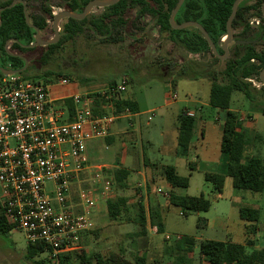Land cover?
Returning a JSON list of instances; mask_svg holds the SVG:
<instances>
[{
	"label": "rangeland",
	"instance_id": "rangeland-1",
	"mask_svg": "<svg viewBox=\"0 0 264 264\" xmlns=\"http://www.w3.org/2000/svg\"><path fill=\"white\" fill-rule=\"evenodd\" d=\"M2 1L5 0H0V3ZM256 1L258 0H245L249 6ZM150 4L154 5V2L150 0ZM27 5L28 14L43 16L46 20L45 27L40 31L44 39L54 34L53 18L45 12V7L50 8L52 14L62 9H69L65 0H27ZM103 10V7H93L86 17L99 16ZM123 17L125 24L119 28L118 34H113L118 37L115 41L99 35L87 20L82 23L80 32L63 33L61 32L63 25L74 26L64 18L59 23L60 36L57 41L60 42L53 52L49 51L47 45H36L21 51L10 47L8 43L5 48L11 53L24 56L28 71L20 74L30 76L28 78L37 76L43 78L46 72H60L68 75L72 84L91 90L104 86L110 77L118 80L124 75L127 76L128 85L122 95L126 96L130 93L131 97L137 101L139 108L144 110L143 120H147L148 115H151L149 124H143L140 128L143 142L145 143L147 138L152 142V147L145 150L146 154L151 155L152 150L154 154L157 153L155 148L160 147L164 141L167 143L168 140L169 144L174 143L176 134V129L173 127L174 121L176 114L181 111L184 104H187L184 100L188 97L205 100L209 95L210 87L208 78L199 80L179 78L176 86H172L177 94V98L172 100L168 95L170 87L166 84L171 78L164 80L155 77L158 76V71H155L157 59L166 58L177 64H182L183 60H190L200 64H211L218 70L224 68L225 59L213 62L208 52H203L197 59L187 58L185 50L169 38L167 31L161 29L156 15L148 12L140 14L137 6L128 5ZM247 18L249 21L259 20V24L251 25L254 30H258L262 19L256 8L249 9ZM255 42L256 48L260 49L263 47L264 39H257ZM229 46H232V42ZM45 54L48 55L46 63L38 62V59ZM55 75L52 77H56ZM218 78L222 80L220 74ZM252 84H257L259 87L262 85L256 78H253ZM230 107L241 118L249 137L247 152L258 153L264 157V94L254 101H249L240 91H234ZM149 109H153L152 113H147ZM200 114L195 113L194 116L203 133L194 134L196 142L194 150L186 157L174 155L171 161L179 174L189 178L187 187L178 188V192L189 195L204 194L211 200L209 209L184 215L181 208L176 205L170 204L163 207L165 211L162 212V222L165 234L155 233L152 235L154 242H149L147 237L136 234L140 227L130 221L137 208L135 203L143 195L135 191V180H132L129 188L124 189L113 183L108 172L107 178L112 182L113 192L134 197L136 202L118 219H112L106 214L102 220L104 222L102 227L93 230L89 237L84 236L82 240L84 250L89 253L107 254L110 251H120L123 247L125 255L133 257L135 253L148 247L144 253L154 256L155 264H171L178 252L174 241L179 236L185 235L196 239L192 261L193 264H198V244L203 238L244 242L246 221L239 216L241 206L260 209L255 247H264V190L254 192L235 188L229 176L225 177L219 196L213 188L212 190L209 188L208 182L204 179V173L207 171L223 173L218 166V156L223 154L219 148L223 115L211 110L200 112ZM161 131H164L163 138L160 136ZM187 160L196 161L194 169L189 168ZM87 185V181L82 184V186ZM46 186L51 187L50 183ZM143 202H146L145 197ZM166 234L170 236V239L165 238ZM26 246L27 242L20 230L0 234V264H34L25 257ZM47 257L48 253L44 251L35 259L42 261V264H56Z\"/></svg>",
	"mask_w": 264,
	"mask_h": 264
},
{
	"label": "trees",
	"instance_id": "trees-1",
	"mask_svg": "<svg viewBox=\"0 0 264 264\" xmlns=\"http://www.w3.org/2000/svg\"><path fill=\"white\" fill-rule=\"evenodd\" d=\"M12 0H5L0 6L9 4ZM26 9L28 10L27 0ZM68 8L80 12L88 0H65ZM119 0L115 4L103 7V12L99 16H90L77 20L66 18L74 26L63 25L61 32L76 34L82 30V23L88 21L89 24L97 31L99 35L111 40L118 37L113 34L117 33L119 28L125 24L124 11L128 5L137 6L139 13H151L156 15L157 21L163 31H167L169 38L184 50L193 52H208L213 58V62L220 61L215 56L206 40L197 28L186 27L175 29L169 23V14L175 6L177 0ZM233 0H184L178 12L175 15L177 22L184 20H197L207 30L212 40L217 43L226 33V20L231 12ZM264 0H258L250 6L241 0L238 4L232 28L234 37L238 39H264V17L261 12V4ZM256 8L262 24L258 30H254L247 18L249 9ZM45 12L53 18L50 8L45 7ZM30 21L35 24L41 31L46 20L43 16H34L29 13ZM0 66L13 69H21L19 73L27 72L28 67L24 69V59L15 53L6 50L7 40L10 47L25 51L31 47L26 45L34 40V29L25 22L23 4L15 3L11 7H6L0 11ZM114 31V32H113ZM263 31V32H262ZM118 34V33H117ZM60 42V41H59ZM59 42L47 45L50 52H53ZM230 55L226 58L225 66L218 70L211 64H200L190 60H183L182 64H177L166 58H158L155 64V71H158L160 79H170L172 86H176L179 78L189 80H199L208 78L210 80L209 95L206 101L209 106L223 110V122L221 124L220 150L225 155L227 162L225 171L205 172L204 179L211 182L214 191L221 193L225 177L231 178L232 186L235 188L261 192L264 190V157L258 153H248L249 137L247 136L242 120L235 110L230 107L232 93L240 91L246 99L254 101L256 98L263 96L264 84L256 87L250 79H259V72L264 66V44L263 47L256 48V42L240 44L232 42ZM218 52L222 49L217 45ZM48 55L45 54L38 59V62L44 64ZM253 59V60H252ZM64 75L60 72H46L43 79L52 78V75ZM222 76L219 80L218 75ZM24 77H30L23 75ZM68 76V75H65ZM31 78H42L41 76ZM88 80L89 78H84ZM114 78H109L104 84L115 82ZM84 90H90L83 87ZM69 111V119L73 116L74 106L70 98L65 99ZM137 111V103L131 99H117L114 101V110L122 112L125 109ZM106 111L104 106L93 109L94 113H103ZM178 134L176 154L186 156L189 153L190 145L194 136V127L196 117L186 114L183 110L178 116ZM153 173L147 178V190L149 192V216L151 223L156 224L159 232L163 231V222L160 216L158 202L154 194H150L153 184L158 178L170 185L167 200L169 204L181 208L182 214L186 215L191 212L206 211L211 205L209 197L200 193L199 195L180 194L177 188L187 187L189 183L188 176L178 173L176 167L170 163L151 162L144 160ZM189 168H195V162H187ZM128 170L117 166L112 170V180L118 186L126 185ZM107 211L110 217L117 219L123 211L127 210V197L123 195H114L106 200ZM145 211L143 205H138L136 214L137 221L144 226ZM239 216L246 221L245 240L243 243L231 240H218L203 238L199 241L198 264H264V247H255V235L259 228L260 209L258 207L241 206ZM12 223L5 218L0 211V234L9 232ZM196 239L193 236H179L175 240V247L178 250L172 264H193L192 257ZM251 247V249H248ZM42 242H27L25 257L34 264H42V261L36 260L35 257L41 252L48 253V259L54 260L53 256ZM144 255L134 254L130 259L122 251H110L107 254L101 252H88L82 247L58 255V264H145Z\"/></svg>",
	"mask_w": 264,
	"mask_h": 264
},
{
	"label": "built area",
	"instance_id": "built-area-1",
	"mask_svg": "<svg viewBox=\"0 0 264 264\" xmlns=\"http://www.w3.org/2000/svg\"><path fill=\"white\" fill-rule=\"evenodd\" d=\"M185 52L190 59L203 53ZM71 85L65 75L45 80L0 72V211L12 223L9 232L20 230L26 242L44 243L56 264L59 254L81 248L82 235L94 227L99 202L113 193L103 167L88 163L86 140L107 136L120 117L114 101L126 90L128 78L85 91L70 90ZM168 86L169 97L176 99L172 84ZM62 87L68 90L53 94ZM67 98L74 106L71 119ZM100 106L106 111L94 113ZM84 173H91L92 182L79 187L74 202L70 186Z\"/></svg>",
	"mask_w": 264,
	"mask_h": 264
},
{
	"label": "crops",
	"instance_id": "crops-1",
	"mask_svg": "<svg viewBox=\"0 0 264 264\" xmlns=\"http://www.w3.org/2000/svg\"><path fill=\"white\" fill-rule=\"evenodd\" d=\"M169 83L171 82H166L167 85ZM69 89L73 91H85L83 87H80L77 84H72L69 87ZM66 90H68L66 89V87L57 88L53 90V94L55 95L58 92H64ZM125 98L131 99L137 103V101L131 97L130 93L129 95H126V96L122 95L120 97V99H125ZM184 101L187 104H184L183 107L181 108V111L176 114V120L174 121L173 127L176 129V132H175L176 134L174 135L175 137L174 143L169 144L168 140H167V143L164 141V143L160 147L157 146V148H155L156 149L155 151L157 152L155 154H154V150L151 151V155H148L145 153L146 149H149L150 147H152V142L147 138L146 142L144 143L143 138L141 137L140 128L143 124L148 125L149 121L148 119L143 120L142 113L144 112V110H141V108H139L138 103H137V107H138L137 111H132L129 109L126 110L127 109L126 108L122 112H116L120 114V117H118L113 122V124L110 126L107 136L92 137L86 140V156H87L88 163L90 165L102 166L105 179L111 182V180L107 178L108 174L110 173L112 177V170L116 168L117 166H120L128 170V175L126 178V185L124 186V189L129 188V185L132 184V180L133 179L135 180L134 182V185L136 184L135 191L139 193V195L143 194L142 198H139L137 203H135L136 198L127 196L124 194H115V192H113L112 195H110L109 197L114 196V195H123L127 197V210L123 211L122 214L129 211V208H131V206H133V204L135 203V206H137V208L130 221L136 223L140 227L139 230H137L136 234L138 235L139 233V236L147 237V241L149 242H154V239L152 238L153 234L164 233V228L162 232H159L157 230L156 224L151 223V220H150V216H149L150 198H149V192L147 190V178L151 173H153V171H151V169L147 165H145L144 160L148 159L151 162L170 163L175 166V164L171 161V158L174 155L179 156L176 154L177 134H178V125H179L178 116L183 110H186V109L191 110L194 112V114L198 113V115H201L200 112H204V111L208 112L211 110L214 112L218 111L219 114L223 115V110L209 106L206 99L200 100L197 98L188 97V99H185ZM152 111L153 109H149L147 110V113H152ZM196 132L200 134L203 133V131L199 129V126L195 121L194 134ZM160 136H162V138L165 137L164 131H161ZM195 145H196V142L193 137L191 145H190L189 153H191V151L194 150ZM219 148H220V139H219ZM182 157H186V156H182ZM188 161L189 160H187V162ZM192 161L195 162V166H196V161L195 160H192ZM218 161H219L218 166H220L221 172H224L225 167H226V162H227L225 155L224 154L219 155ZM86 181L88 185L91 184L92 182L91 173L90 174L84 173L82 175L81 181H75L71 184L70 195H71L72 201L74 202L78 201L77 199L78 189ZM208 186L212 190L213 187H212L211 182H208ZM170 189H171L170 185L164 182V180L161 177L158 179L156 177V180L153 184L150 194H154V197H155L154 200L158 202L161 218H162V212L165 211V210L163 211V207L170 205L167 200L168 192L170 191ZM176 191L178 192V188L176 189ZM220 194L221 193L217 192L218 196ZM143 197L146 198V202H143ZM139 204L143 205L144 211H145L144 226H142L136 219V214L138 212ZM106 214L109 216L108 211H107L106 201H100L99 209L93 214V220H94L93 229H91L90 231L82 235V239H81L82 248H83L82 240L84 236L89 237L93 230L97 229L98 227L99 228L102 227V225L104 224L102 220ZM147 248L148 247L140 250L139 252L135 254L144 255L146 258L145 264H155L156 263L155 257L150 254L147 255L144 253V250H146ZM120 251L124 253L123 247L120 248ZM128 258L131 259L132 257H128ZM172 261H171V264H172Z\"/></svg>",
	"mask_w": 264,
	"mask_h": 264
},
{
	"label": "water",
	"instance_id": "water-1",
	"mask_svg": "<svg viewBox=\"0 0 264 264\" xmlns=\"http://www.w3.org/2000/svg\"><path fill=\"white\" fill-rule=\"evenodd\" d=\"M118 1L119 0H88L80 12L73 11L70 9H62V10L54 13L53 14V21H52V29L54 31V34L52 37L47 38V39L42 38L39 28L35 24L30 22L29 14L27 12L26 3L24 0H12L9 4H7L5 6H0V11L6 7L13 6L17 2H20L23 4L25 22L31 28H33L35 31L34 40L31 43L27 44L26 46L27 47H33L36 45H49V44H53V43L57 42V40L59 39V36H60L59 23L62 19L70 17V18L80 20V19L85 18L91 12L93 7H105V6L115 4ZM240 1L241 0H233L232 6H231V12H230V14L226 20V24H225L226 33H225V35H223V38L221 37V39L218 40L217 43H215L212 40V38L208 34L205 27L199 21L190 19V20H184L182 22H177L175 20V15L178 12V10H179L180 6L182 5V3L184 2V0H177L175 6L173 7V9L171 10V12L169 14V23L175 29H182V28H186V27L197 28L200 31V33L202 34L203 38L208 43L212 53L220 59H226L230 55L229 44L231 42H236V43H240V44H247V43L255 42L257 40V39H252V40L238 39V38L234 37V31L232 28V20L235 17L237 7H238V4ZM261 12H262V16L264 17V2L261 4ZM0 23H1V20H0ZM9 41H11V40H7L6 44H8ZM217 45L222 49V52H218ZM25 67H26V60H24V66L22 69H24ZM20 71H21V69H13V68H7V67L0 66V72L5 73V74H12V73L20 72ZM259 79H260L261 83L264 84V66L261 68V70L259 72Z\"/></svg>",
	"mask_w": 264,
	"mask_h": 264
},
{
	"label": "flooded vegetation",
	"instance_id": "flooded-vegetation-1",
	"mask_svg": "<svg viewBox=\"0 0 264 264\" xmlns=\"http://www.w3.org/2000/svg\"><path fill=\"white\" fill-rule=\"evenodd\" d=\"M25 3H26V2H25ZM17 55H20V54H17ZM20 57H22V58L25 60L24 56L20 55ZM26 65H27V64H26Z\"/></svg>",
	"mask_w": 264,
	"mask_h": 264
}]
</instances>
